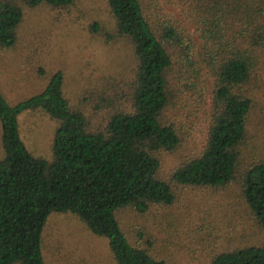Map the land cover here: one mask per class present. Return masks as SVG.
I'll return each instance as SVG.
<instances>
[{"label": "trees", "instance_id": "16d2710c", "mask_svg": "<svg viewBox=\"0 0 264 264\" xmlns=\"http://www.w3.org/2000/svg\"><path fill=\"white\" fill-rule=\"evenodd\" d=\"M117 36L134 46L137 59L131 108L113 112L102 128L71 106L62 70L52 72L37 94L12 104L0 88L4 157L0 160V264H48L43 233L54 212H71L96 235L108 239L116 264H172L133 241L118 211L148 212L170 206L175 185L222 187L238 173L248 143L253 98L245 86L262 65L264 0H166L187 10L203 44L204 62L214 76L211 120L201 153L160 176L162 155L174 152L182 137L165 112L174 94L176 66L192 67L196 57L179 26L154 0H106ZM74 0H0V47L17 42L25 7H66ZM99 32L97 24L92 25ZM195 83L191 84L193 88ZM42 111L58 120L50 160L34 156L20 134L19 115ZM244 198L264 229V161L243 175ZM211 264H264V245L216 254Z\"/></svg>", "mask_w": 264, "mask_h": 264}, {"label": "rangeland", "instance_id": "374dc122", "mask_svg": "<svg viewBox=\"0 0 264 264\" xmlns=\"http://www.w3.org/2000/svg\"><path fill=\"white\" fill-rule=\"evenodd\" d=\"M172 23L179 26L184 46L196 57L192 67L176 66L171 73L173 98L166 116L182 142L162 155L160 176L170 180L178 164L203 150L211 120L214 76L203 57V42L180 4L154 0ZM100 27L99 32L92 25ZM262 65L245 89L253 98L248 120V143L236 178L222 187L175 185L170 206L154 205L148 212L118 211L133 241L170 258L172 264H211L223 251L264 245V229L243 194L244 172L264 161V52ZM137 59L130 40L117 36L116 21L106 0H74L66 7L42 4L25 7L17 42L0 47V88L12 104L40 92L52 72L65 75L64 92L71 106L83 111L93 129L106 125L115 111L131 108L132 81ZM195 83L192 88L191 84ZM60 122L42 111L19 115L20 134L30 152L50 160ZM0 123V160L4 157ZM48 264H116L108 239L94 234L79 216L54 212L43 233Z\"/></svg>", "mask_w": 264, "mask_h": 264}]
</instances>
